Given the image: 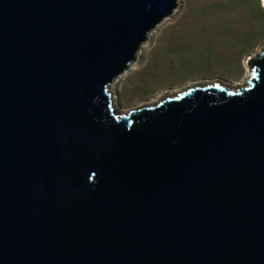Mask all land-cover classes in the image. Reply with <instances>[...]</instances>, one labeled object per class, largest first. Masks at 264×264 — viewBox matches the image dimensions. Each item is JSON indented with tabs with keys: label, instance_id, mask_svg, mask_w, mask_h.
<instances>
[{
	"label": "water",
	"instance_id": "water-1",
	"mask_svg": "<svg viewBox=\"0 0 264 264\" xmlns=\"http://www.w3.org/2000/svg\"><path fill=\"white\" fill-rule=\"evenodd\" d=\"M176 6L0 0V264H264V46L243 86L113 105Z\"/></svg>",
	"mask_w": 264,
	"mask_h": 264
},
{
	"label": "rangeland",
	"instance_id": "rangeland-1",
	"mask_svg": "<svg viewBox=\"0 0 264 264\" xmlns=\"http://www.w3.org/2000/svg\"><path fill=\"white\" fill-rule=\"evenodd\" d=\"M263 46V0H177L135 61L112 81L116 109L160 101L171 96L160 98L168 92L204 82L243 86L250 72L247 59Z\"/></svg>",
	"mask_w": 264,
	"mask_h": 264
},
{
	"label": "bare ground",
	"instance_id": "bare-ground-1",
	"mask_svg": "<svg viewBox=\"0 0 264 264\" xmlns=\"http://www.w3.org/2000/svg\"><path fill=\"white\" fill-rule=\"evenodd\" d=\"M137 54H138V52H137ZM199 84H200V83H199ZM204 84H207V82H204ZM200 85H201V84H200ZM222 85H223V84H222ZM185 89H187V88H185ZM185 89H176V90H173V91H171V92H168V93L162 95L160 98L164 97L165 95H173L174 93L181 92V91H183V90H185ZM114 99H115V95L112 94V102H113V105H114L115 108H116L117 103L115 102L116 99H115V100H114ZM158 100H159V99H153V100L149 101L148 103H146L145 105H151L152 103L158 102ZM127 110H129V109H126L125 111H127Z\"/></svg>",
	"mask_w": 264,
	"mask_h": 264
}]
</instances>
